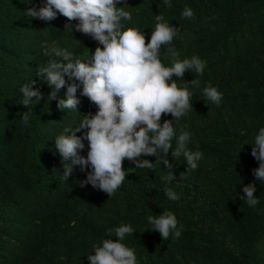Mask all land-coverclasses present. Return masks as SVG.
Returning a JSON list of instances; mask_svg holds the SVG:
<instances>
[{
  "label": "trees",
  "instance_id": "trees-1",
  "mask_svg": "<svg viewBox=\"0 0 264 264\" xmlns=\"http://www.w3.org/2000/svg\"><path fill=\"white\" fill-rule=\"evenodd\" d=\"M28 2L0 0V264H90L92 245L115 241L107 232L121 223L135 231L122 242L135 250L137 264H264V184L253 174L259 162L251 155V142L264 127V0H170L171 8L163 0L118 5L132 14L123 23L144 32L146 43L155 16L162 14L180 30L172 42L178 58L196 55L205 62L202 76L186 70L183 80L172 77L178 86L200 81L199 87L189 83L192 110L175 128L177 135L181 127L191 134L188 147L200 150L203 158L187 173L184 158L174 160L172 149L166 157L172 168L155 162L154 156L140 158L154 163L151 170L135 168L125 159L126 179L111 197L90 183L80 186L90 166L82 172L75 165L65 180L64 163L70 161L55 150V137L65 127L74 130L85 114L96 111L82 95L83 85L76 91L78 110L60 109L57 100L48 101L51 89L45 76L37 74L53 44L82 60L102 45L64 30L68 21L59 14L51 21L27 17L29 7L39 9L45 0ZM185 6L195 19L182 18ZM165 50L162 45L160 59L171 67ZM209 82L223 94L219 105L203 95ZM24 85L43 94L27 125L23 113L28 108L20 91ZM172 119L162 116L160 123ZM84 143L79 154L86 156ZM172 173L171 183L162 182L161 177ZM250 183L256 184L259 199L254 208L242 198ZM165 187L179 199L169 200ZM165 210L175 214L178 228L184 226L179 239L170 235L162 240L148 223V216Z\"/></svg>",
  "mask_w": 264,
  "mask_h": 264
},
{
  "label": "clouds",
  "instance_id": "clouds-1",
  "mask_svg": "<svg viewBox=\"0 0 264 264\" xmlns=\"http://www.w3.org/2000/svg\"><path fill=\"white\" fill-rule=\"evenodd\" d=\"M29 0L28 3H31ZM124 0H45L39 9L29 7L27 17L51 21L57 15L66 18L64 30H73L91 36L98 42L94 53L87 59L74 55L67 48L53 44L45 51L49 56L46 66L38 67L37 74L45 76L51 91L48 101L57 100L60 109L78 110L80 101L76 98L77 88L82 84V95L96 107L94 114L84 115L79 127L74 130L65 127L63 132L55 137V150L59 152L64 162V176L73 172L75 165L83 172L91 168L87 179L80 181V186L90 183L111 197L121 187L126 179L123 161L127 159L135 168L153 169L154 163L142 156H154L157 163L163 162L166 168H172V163L166 158L169 150L173 159L183 157L187 164V172L198 168V162L203 158L200 150H191L188 145L190 133L184 127L177 135L175 125L192 110L189 83L199 87L200 81L178 86L176 76L183 80L186 70H193L202 76L205 62L198 56L180 60L173 46V39L180 35L177 27L170 26L162 14L155 16L154 28L150 40L146 43V35L136 27L127 26L124 21H131L132 14L123 5ZM164 6L171 8L170 0H163ZM182 18L195 19L193 10L185 6ZM72 21H78L75 26ZM166 46L165 54L172 61L171 67H166L160 59L161 46ZM52 57H59V60ZM65 76L68 80H65ZM79 82V84L77 83ZM63 98H58L65 89ZM22 104L28 108L23 113V121L27 125L35 104L43 98L39 91L31 90L24 85ZM207 101L219 105L223 94L217 87L207 83L203 88ZM36 99L33 100L32 98ZM171 115L172 120H164L162 116ZM84 131L82 136L76 132ZM87 155L79 152L85 149ZM174 142V147H173ZM251 155L259 162L253 170L256 180L264 184V127L259 128L255 135ZM158 156L160 159H157ZM185 172H181L183 178ZM175 179L173 173L161 177L165 184ZM256 184L250 183L243 188L250 207H256L259 199L254 196ZM166 197L177 201L179 195L172 188L165 187ZM151 229L160 233L162 240H168L170 235L179 239L183 230L172 211L165 210L159 216L147 217ZM130 224L121 223L108 230L107 235H115L103 239L102 243L92 245L94 254L87 255L90 264H137L135 250L126 246L124 238L133 235Z\"/></svg>",
  "mask_w": 264,
  "mask_h": 264
},
{
  "label": "rangeland",
  "instance_id": "rangeland-1",
  "mask_svg": "<svg viewBox=\"0 0 264 264\" xmlns=\"http://www.w3.org/2000/svg\"><path fill=\"white\" fill-rule=\"evenodd\" d=\"M260 247H261V249H262L263 252H264V243H263Z\"/></svg>",
  "mask_w": 264,
  "mask_h": 264
}]
</instances>
